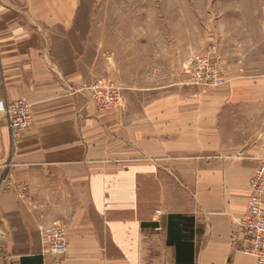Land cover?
<instances>
[{
    "label": "crops",
    "instance_id": "0c3cea01",
    "mask_svg": "<svg viewBox=\"0 0 264 264\" xmlns=\"http://www.w3.org/2000/svg\"><path fill=\"white\" fill-rule=\"evenodd\" d=\"M84 1L0 0V99L31 111L14 136L0 114V264H178L170 215L192 243L179 264H256L238 224L264 158V72L202 89L177 63L162 73L153 50L152 63L122 62L120 105L99 110ZM53 223L63 256L41 244Z\"/></svg>",
    "mask_w": 264,
    "mask_h": 264
},
{
    "label": "rangeland",
    "instance_id": "374dc122",
    "mask_svg": "<svg viewBox=\"0 0 264 264\" xmlns=\"http://www.w3.org/2000/svg\"><path fill=\"white\" fill-rule=\"evenodd\" d=\"M82 9L91 25L81 50H98L101 74L90 90L99 110L120 105L122 62L126 70L134 55L152 63L153 50H161L162 73L177 63L189 76L188 62L202 55L217 62L223 78L264 72V0H85ZM169 50L174 59L168 60ZM105 53L111 78L104 76Z\"/></svg>",
    "mask_w": 264,
    "mask_h": 264
},
{
    "label": "built area",
    "instance_id": "2783aa9c",
    "mask_svg": "<svg viewBox=\"0 0 264 264\" xmlns=\"http://www.w3.org/2000/svg\"><path fill=\"white\" fill-rule=\"evenodd\" d=\"M187 73L190 83L202 89L219 87L225 83L217 62L207 55L190 60ZM0 114L5 117L6 126L12 136L31 124L30 105L23 100L4 102L0 99ZM249 188L247 210L238 224L246 242L242 251L252 256L256 264H264V158L258 160ZM39 234L42 247L48 254L53 256L66 254L68 245L65 227L62 224L53 223L42 228Z\"/></svg>",
    "mask_w": 264,
    "mask_h": 264
},
{
    "label": "trees",
    "instance_id": "16d2710c",
    "mask_svg": "<svg viewBox=\"0 0 264 264\" xmlns=\"http://www.w3.org/2000/svg\"><path fill=\"white\" fill-rule=\"evenodd\" d=\"M188 223L181 215H170L168 217L167 242L175 245L177 261L188 262L192 256V243L180 242L182 227Z\"/></svg>",
    "mask_w": 264,
    "mask_h": 264
}]
</instances>
